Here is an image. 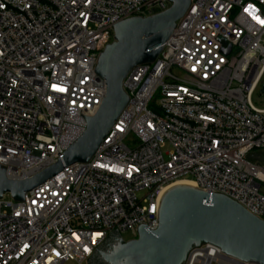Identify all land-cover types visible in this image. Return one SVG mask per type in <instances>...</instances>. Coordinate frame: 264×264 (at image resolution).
Instances as JSON below:
<instances>
[{"label":"built area","instance_id":"obj_1","mask_svg":"<svg viewBox=\"0 0 264 264\" xmlns=\"http://www.w3.org/2000/svg\"><path fill=\"white\" fill-rule=\"evenodd\" d=\"M170 6L0 0V165L9 179L62 161L83 134L106 93L95 68L112 26ZM162 47L156 65L124 80L129 102L89 162L64 166L25 201L0 198V264H83L113 230L137 238L140 223L156 229L160 200L178 181L264 219V168L250 158L264 153V109L252 100L264 77V0H191Z\"/></svg>","mask_w":264,"mask_h":264},{"label":"water","instance_id":"obj_2","mask_svg":"<svg viewBox=\"0 0 264 264\" xmlns=\"http://www.w3.org/2000/svg\"><path fill=\"white\" fill-rule=\"evenodd\" d=\"M169 9L148 17L124 19L112 26L113 41L104 46L95 68L106 85L97 112L86 117V129L59 160L32 178L14 180L0 165V198L25 194L59 174L64 166L87 163L101 146L129 102L124 80L137 66L158 63L163 44L191 5V0H167ZM261 93H264V85ZM250 158L258 160V156ZM216 248L241 263L264 264V219L221 193L209 194L186 184L170 187L158 207V226L140 223L137 238L125 241L113 230L86 260L87 264H186L202 246Z\"/></svg>","mask_w":264,"mask_h":264},{"label":"rangeland","instance_id":"obj_3","mask_svg":"<svg viewBox=\"0 0 264 264\" xmlns=\"http://www.w3.org/2000/svg\"><path fill=\"white\" fill-rule=\"evenodd\" d=\"M113 41V32H109L105 39H104V42H105V45L108 44V43H111ZM264 85V77H263V84L261 85V87H259L256 92L253 94V97H252V100H253V103L254 105L259 108V109H264V93H261V89H262V86ZM260 162H261V165L262 167L264 168V160L263 159H258ZM262 191L264 192V185H263V189ZM8 198V197H7ZM122 238L125 240V241H128V240H131L133 239V235L130 233V232H123L121 234ZM204 246V245H203ZM202 246V247H203ZM211 264H220L217 260H212L210 261ZM189 263V260L187 261L186 264ZM65 264H79L78 262L74 261V260H69L67 261ZM83 264H87V262L83 263ZM194 264H201V263H194Z\"/></svg>","mask_w":264,"mask_h":264},{"label":"bare ground","instance_id":"obj_4","mask_svg":"<svg viewBox=\"0 0 264 264\" xmlns=\"http://www.w3.org/2000/svg\"><path fill=\"white\" fill-rule=\"evenodd\" d=\"M178 184H186L193 186L190 182L186 181H178L175 185ZM192 261L194 263H201V264H211L210 261L217 260L220 264H238L235 263L233 260L222 256L218 253V251L213 247L210 250H204V251H197L192 255Z\"/></svg>","mask_w":264,"mask_h":264},{"label":"flooded vegetation","instance_id":"obj_5","mask_svg":"<svg viewBox=\"0 0 264 264\" xmlns=\"http://www.w3.org/2000/svg\"><path fill=\"white\" fill-rule=\"evenodd\" d=\"M261 158L264 160V153L263 154H260Z\"/></svg>","mask_w":264,"mask_h":264}]
</instances>
